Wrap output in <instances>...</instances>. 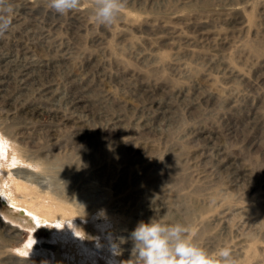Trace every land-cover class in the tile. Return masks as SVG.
<instances>
[{
  "label": "rangeland",
  "instance_id": "rangeland-1",
  "mask_svg": "<svg viewBox=\"0 0 264 264\" xmlns=\"http://www.w3.org/2000/svg\"><path fill=\"white\" fill-rule=\"evenodd\" d=\"M11 2L2 187L19 179L73 205L119 264L150 218L185 224L209 252L230 247L236 264H264V0H127L111 26L94 22L91 0L65 15L48 0ZM10 206L1 196L0 218L20 235L0 236V264H53L26 248L54 251L50 229L30 240Z\"/></svg>",
  "mask_w": 264,
  "mask_h": 264
},
{
  "label": "bare ground",
  "instance_id": "bare-ground-1",
  "mask_svg": "<svg viewBox=\"0 0 264 264\" xmlns=\"http://www.w3.org/2000/svg\"><path fill=\"white\" fill-rule=\"evenodd\" d=\"M1 144L3 145L0 140ZM11 149L13 158L21 157L17 146L11 145ZM41 163L43 164L38 161L35 165ZM10 183L12 187H2L3 179L0 177V195L11 205V211L18 209V220L32 230L30 240L37 238L33 234L35 229L45 226L50 229V238L56 241L54 251L48 248V244H28L26 248L29 251L34 253L40 250L44 254V260L53 264H119L113 254L109 236L103 234L99 225L92 221L86 222L88 217L76 207L53 195L43 186L37 188L32 183H23L19 179H10ZM3 226L7 228L0 229L1 238L20 235L19 227L0 218V227Z\"/></svg>",
  "mask_w": 264,
  "mask_h": 264
},
{
  "label": "clouds",
  "instance_id": "clouds-1",
  "mask_svg": "<svg viewBox=\"0 0 264 264\" xmlns=\"http://www.w3.org/2000/svg\"><path fill=\"white\" fill-rule=\"evenodd\" d=\"M81 3L82 0H48V7L65 15L78 10ZM126 3L127 0H91L94 22L111 26ZM15 11L11 0H0V36L11 27ZM188 232L189 228L179 221L150 218L139 222L130 233L131 264H236L230 247L209 252L188 238Z\"/></svg>",
  "mask_w": 264,
  "mask_h": 264
}]
</instances>
